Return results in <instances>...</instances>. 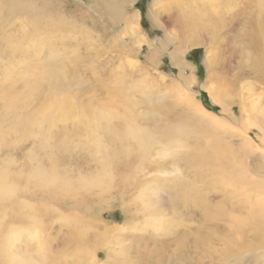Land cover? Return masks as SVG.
<instances>
[{
	"label": "rangeland",
	"instance_id": "obj_1",
	"mask_svg": "<svg viewBox=\"0 0 264 264\" xmlns=\"http://www.w3.org/2000/svg\"><path fill=\"white\" fill-rule=\"evenodd\" d=\"M10 1L0 0L4 7ZM19 1L42 5V12L60 19L48 38L58 46L60 74L49 67L53 57H46L44 43L38 51L27 49V40L45 36L38 26L45 14L27 21L31 12L1 10L0 128L14 141L4 151L15 152L9 171L19 198L31 201L33 212L44 211L26 229L30 240L22 245L29 250L18 253L24 259L30 253L35 264H87L92 258L97 264H229L237 256L246 264L264 255V186L256 187L260 175L246 169L264 167L262 43L250 33L264 24V0H229L222 9L214 0ZM193 9L218 25L189 29L185 14ZM11 73L23 76L10 84H28L12 112L5 80ZM58 96L74 109L88 105L117 116L130 111L135 127L152 140L137 153L132 143L113 142L106 133L91 137L79 125L78 110L60 119L55 148V141L40 139L37 123L50 116L43 103ZM18 115L28 118L27 134L20 135ZM184 121V135L162 138L166 128ZM109 157L106 168L100 160ZM40 167L60 173L50 202L33 176ZM98 174L108 176L106 189L80 183ZM36 246L41 255L34 257Z\"/></svg>",
	"mask_w": 264,
	"mask_h": 264
},
{
	"label": "bare ground",
	"instance_id": "obj_2",
	"mask_svg": "<svg viewBox=\"0 0 264 264\" xmlns=\"http://www.w3.org/2000/svg\"><path fill=\"white\" fill-rule=\"evenodd\" d=\"M25 2V1H24ZM220 2H222L220 4ZM45 4V2H44ZM213 5L217 7L218 9L222 8H228L229 7V0H214ZM4 8L7 9V11L10 13V15L14 14H28L29 16L25 18V20H39V16H35V14H40L42 10L45 8L40 6H34L33 4H24L22 1L19 0H11L7 6L4 7L3 3L0 2V11L3 10ZM162 8V7H161ZM56 9V8H55ZM36 10V11H33ZM201 9H193L189 14H185V20L188 21L189 29L194 30L197 28L199 29H207L210 26L216 27L219 23V20H215L210 17H206L205 15H202L200 12H198ZM46 12V11H45ZM14 13V14H12ZM20 16V15H19ZM47 16V17H46ZM48 14L46 13L44 15V19L42 20L44 24H41L42 22L38 23V26L40 27L42 32L45 33L44 37H40L37 35L33 36L31 39L27 40L29 41V44L27 46V49H31L34 51H38L37 47H41L42 43H44L43 49H47L48 54H46V57H49L50 52H51V57H53L50 61L49 67H53V74L55 75L56 71L59 70L60 74V67L58 68V62H60V58H55V52L54 48L57 50L58 46L57 44H53L48 41V38L50 36H54V32H58V27L60 25V19L54 17L55 19L53 20L50 16L49 19L51 21L48 22ZM45 20V21H44ZM127 20V23H129V20ZM185 21V22H186ZM15 23V22H13ZM10 24L15 27V29H18V24ZM27 24V23H26ZM260 24V26H257L258 28L261 29L262 26H264L263 23H257ZM215 25V26H214ZM31 28V27H30ZM136 28L138 29V23L136 22ZM255 30L254 32H250L252 34V39L259 40L262 45L260 47V50L258 49L257 54L260 57V64L263 66V72H264V32H262L260 29H256L253 27ZM22 29V28H21ZM37 29V28H36ZM264 29V28H263ZM252 28L249 30L251 31ZM264 31V30H263ZM31 32V31H30ZM39 32V31H38ZM22 33V31H21ZM40 34V33H39ZM20 35V34H19ZM15 36H17L15 34ZM28 36V35H27ZM60 36V35H58ZM18 38V37H17ZM25 39L24 37H21ZM16 39V38H15ZM19 39V38H18ZM17 40V39H16ZM26 40V39H25ZM59 40V39H58ZM193 45H196L198 42L197 40H191ZM21 42V41H20ZM47 42V44H46ZM57 42V41H55ZM190 42V41H189ZM60 43V41H59ZM46 44V45H45ZM48 45V47H47ZM259 46V45H258ZM60 49V48H59ZM45 52V51H44ZM34 53V52H33ZM38 53V52H37ZM59 55V54H58ZM60 57V55H59ZM44 58V57H43ZM263 58V59H262ZM57 59L59 60L57 62ZM185 61L181 62L179 64V69L181 70V65L184 64ZM60 65V64H59ZM17 67V66H16ZM3 70V69H1ZM4 71V70H3ZM19 73V72H18ZM181 73V71H180ZM22 74V73H20ZM20 74H9L5 77V80L8 81L12 78H22ZM264 78V77H261ZM13 81V80H11ZM20 85V86H18ZM18 85H12L10 84L9 81L6 83V86L10 90V94L6 97V107L10 109V111H15V101L22 100L23 95L22 92H25V88L28 87L27 82L21 83ZM20 87V89H19ZM24 88V90L22 89ZM21 90V91H20ZM26 93V92H25ZM27 95V94H26ZM42 109H48L50 110V116L44 115V117L39 121L37 124V132L38 136L42 141H48V140H53L55 141L56 144L53 145L55 148L58 147L59 142H60V119L64 120L70 116H72L76 111L80 110V114L78 115V120H81L79 122V125H85L86 131L91 137H94L95 134L97 133H106L108 137L111 138L113 142H120L124 143V141L130 142L135 146V151L138 153H141L142 151L145 150V148L150 144L152 140V136L150 133H148L146 130L137 128L135 127V123L132 118V114L130 111H126V113L123 116H117L114 113H110L105 111V109L98 108L92 110L90 106L88 105H80L77 108H71L69 106H66L63 104V102L60 103V96L55 97L54 100L50 102L43 103L41 110ZM74 109V110H73ZM17 111V110H16ZM202 113V110H198ZM84 112V113H83ZM18 114V113H17ZM19 118L18 122H20V135L27 134L28 131V118L26 116H20L18 115ZM15 117V116H14ZM215 121H220L221 119H218L216 117H211ZM13 119V118H12ZM15 120V119H14ZM8 121L7 123H9ZM12 123V122H11ZM10 123V124H11ZM222 125V124H220ZM14 126V125H13ZM188 126V121H184L181 123H175L170 125L168 128H166L161 136L165 141H171L172 139L184 135V133L187 130ZM223 127V126H222ZM12 128V127H10ZM15 129V128H14ZM23 129V130H22ZM260 130L263 133V139L260 141L261 144L264 146V127H260ZM19 135V134H18ZM8 137L11 138V135L5 134L3 130L0 128V194L1 198L0 200L4 199L6 201V207L3 209H0V264H35L32 261V255L30 253L27 254L26 258L24 259L20 253L16 250H29V248L25 245H22V243L27 244L30 240V236H28L26 233V229L28 227H34L38 224V219H40L41 213L44 212L42 207H39V211L37 213L33 212L32 208V203L31 201L28 200H22L19 198L18 195V189L14 185V179L9 171V165L11 163L10 157L15 153L14 150L12 151L7 148V151H4L6 147H10L9 144H14L13 139H9ZM18 137V136H17ZM246 137V136H245ZM15 139V138H14ZM52 141V142H53ZM101 147L97 145L96 150L100 151ZM215 149V148H214ZM215 151L219 155L224 157L226 155V152L223 150V148L218 147L215 149ZM262 151V150H260ZM264 154V151H262ZM124 154V152L122 153ZM103 165L108 168L111 164V157L109 158H103L100 160ZM105 161L109 164L106 165ZM262 166V165H261ZM258 170V167H250L248 168L246 166L247 171H251L252 175L259 174L260 179L256 180L257 182H254V185L256 187H261L264 186V167L263 169L261 168ZM264 166V165H263ZM33 176L36 178V186L40 189L41 193L47 198L46 201L50 202L51 200L49 199H54V193L56 190H58L60 187L58 186V183H60V173L55 167H50L49 169H46L44 167L37 168L33 171ZM123 179V178H122ZM107 180L108 176L103 175V174H98L95 176V178L89 180L91 182H87L85 180H80V183L83 184L84 186L86 185H97L101 189H106L107 185ZM57 183V185H56ZM263 189V188H262ZM66 192L71 190V186L69 182H66L65 186ZM60 194L57 195V198H59ZM40 199L43 200L42 196H40ZM42 206L48 205V204H41ZM27 210L30 211V213H27ZM67 222L69 224H72L73 219H69L67 217ZM261 228L256 226V230L259 231ZM38 233H36V236ZM35 236V235H31ZM40 246H36L35 252L36 255L40 256ZM231 248L228 249L227 253L231 254ZM255 254V253H254ZM37 258V257H36ZM254 259L251 261H247L246 264H264V255H261L260 257L258 254L254 255ZM38 259V258H37ZM244 263V260L241 259L240 256H237L233 260L229 262V264H242ZM87 264H97L96 260L92 258L90 263ZM99 264V263H98Z\"/></svg>",
	"mask_w": 264,
	"mask_h": 264
},
{
	"label": "trees",
	"instance_id": "obj_3",
	"mask_svg": "<svg viewBox=\"0 0 264 264\" xmlns=\"http://www.w3.org/2000/svg\"><path fill=\"white\" fill-rule=\"evenodd\" d=\"M199 52V50L198 49H195V50H191V52H190V56L188 57L189 59H191V60H196V58H195V56H196V54ZM201 70V69H200ZM202 102H203V104L207 107V108H210V105L209 104H207V99H206V97H202Z\"/></svg>",
	"mask_w": 264,
	"mask_h": 264
}]
</instances>
